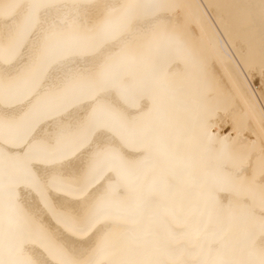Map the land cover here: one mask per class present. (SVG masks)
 Instances as JSON below:
<instances>
[{"label":"bare ground","instance_id":"1","mask_svg":"<svg viewBox=\"0 0 264 264\" xmlns=\"http://www.w3.org/2000/svg\"><path fill=\"white\" fill-rule=\"evenodd\" d=\"M0 264H264V0H0Z\"/></svg>","mask_w":264,"mask_h":264}]
</instances>
